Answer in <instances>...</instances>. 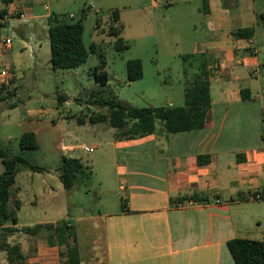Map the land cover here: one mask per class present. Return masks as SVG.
<instances>
[{
	"label": "crops",
	"instance_id": "obj_1",
	"mask_svg": "<svg viewBox=\"0 0 264 264\" xmlns=\"http://www.w3.org/2000/svg\"><path fill=\"white\" fill-rule=\"evenodd\" d=\"M94 2L0 0V85L17 89L25 73L39 66L41 49L50 45V19L62 18L65 6H83L77 20L84 11L87 17ZM152 9L156 12L151 18L156 48L160 38L167 39L174 15L200 16L193 28L204 34L206 41L195 42L191 53L179 51L178 55L184 56V61H188V56H200L201 62L207 63L211 124L204 129L171 134L157 124L154 133L140 137L119 136L111 127L91 130L98 141L90 153L95 150L99 153L97 159H102L110 152L118 186L114 192H101L103 196H115L109 210L99 216L77 217L81 264H235L229 241H264V200H250L251 195L264 193V100L256 98L264 71V46L258 39L264 36L263 32L260 34L264 0H209L207 10L203 9L202 0H167ZM16 14H24L25 19L15 17ZM71 16L75 22L76 15L72 13L68 18ZM239 29H254V37L234 38L233 32ZM7 39L12 40L10 47L4 45ZM28 48L34 53L33 60L26 54ZM45 60L50 62L51 53ZM162 60L155 62L159 65ZM3 70L12 75L9 84L4 83ZM243 90L250 99L243 98ZM184 102L185 94L180 106ZM1 106L0 117L9 110ZM167 106L176 107L171 100ZM57 112L61 115L58 123L54 117L47 119L52 125L72 120L61 109ZM35 114L29 111L25 119L31 122L36 119ZM103 133L106 140L98 137ZM61 140L59 165L53 170L56 175L59 176L62 157L78 159L86 169L91 167L92 163L80 155V151H86L85 146L66 145ZM200 157L209 161L201 165ZM119 174H123L120 179ZM16 186L23 190L18 181ZM47 189L51 187L46 186ZM183 198L200 201L193 200L197 204L192 207L178 208ZM256 204L262 209H254ZM49 250L53 259L59 256L57 247L49 246Z\"/></svg>",
	"mask_w": 264,
	"mask_h": 264
},
{
	"label": "rangeland",
	"instance_id": "obj_2",
	"mask_svg": "<svg viewBox=\"0 0 264 264\" xmlns=\"http://www.w3.org/2000/svg\"><path fill=\"white\" fill-rule=\"evenodd\" d=\"M153 1L95 0L94 7L84 20V42L87 46L95 43L98 52L92 54L86 64L75 70L53 71L50 62L45 60L47 54L51 53L50 45L46 44L41 49L37 43V48L41 49L43 55L42 61L38 62L39 66L25 73L26 77L19 81L17 89H13L11 85H4L7 92L15 91L16 94L0 106L8 109L10 104L15 103L17 107L8 110L0 117V144L13 154H22L20 137L25 132H34L40 149L25 151L22 155L29 162L48 170L44 173H34L24 166L18 168V185L23 187L21 190L16 186L18 189L15 194L23 204L18 211L19 230L44 223L70 221L67 217L74 226H78L77 217L99 216L103 211L109 210L110 204H113L115 198L113 194L102 195L105 191H116L118 186L115 181L116 169L110 161L111 154L108 151L104 158L97 159L98 152L94 150L90 153L98 141L91 130L110 126L108 123H100L97 126L90 123L83 126L77 124L78 118L88 120L90 116L107 113L106 109L93 103L94 97H98L97 92L103 88L94 76L95 67L101 65L98 53L104 54L106 58L104 70L109 74L110 79L108 87L103 89H111L120 101L136 108L166 107L169 100L176 107L183 104L188 82L201 71L203 57L188 56V61H184L182 59L184 56L180 57L178 52L191 53L195 42L206 41L204 34L195 32L193 28V23L200 21V16L192 13L174 15L167 39L160 38L156 48L154 22L151 19L156 15L152 9ZM159 1L162 4L167 0ZM82 8L83 6L80 8L65 6L60 15L68 18L73 13L76 15V21ZM115 10L120 12V23L123 25L120 36L130 45L127 50L121 52L114 48L117 38L108 33L110 15ZM97 17L100 18L98 31L95 29ZM29 22L33 23L31 20ZM260 24L261 34L264 33V18H260ZM258 39L263 47L264 36L260 35ZM30 47L33 49L34 46ZM31 48L27 49L26 54L33 60L34 53ZM261 53L264 54V50ZM159 58L164 60L157 65L155 61ZM134 59H142L144 77L130 82L127 76V62ZM168 66L171 70L167 69ZM260 79L262 80L260 95L264 100V71ZM255 84L259 83L255 82ZM101 96L107 97L108 93H103ZM57 109H61L63 115L72 120L69 123L52 125L47 119L54 117L58 123V116L61 115L58 114ZM29 111L36 113V119L31 122L25 119ZM42 111L46 114H39ZM68 132L73 134L70 135ZM98 137L102 140L107 139L104 133L99 134ZM61 139L66 145L77 144L80 147H87L90 151H80V155L85 162L89 160L88 163L93 164L85 170V174L80 177L72 191L64 188L59 176L53 171L59 165L57 156ZM3 171L0 161V173ZM122 175L119 174V179ZM46 186H50L51 189L46 190ZM253 207L262 209V205L258 204ZM6 228L7 225H0V264H59L60 256L53 259L54 255L50 254L46 233L30 236L21 231H6ZM13 246L20 248L19 254L24 256V259L16 258L17 256L14 255V262L11 263L7 247Z\"/></svg>",
	"mask_w": 264,
	"mask_h": 264
},
{
	"label": "trees",
	"instance_id": "obj_3",
	"mask_svg": "<svg viewBox=\"0 0 264 264\" xmlns=\"http://www.w3.org/2000/svg\"><path fill=\"white\" fill-rule=\"evenodd\" d=\"M203 1V9L207 10L208 1ZM264 18V12L260 15ZM86 12H82L80 18L73 22L70 18L54 17L50 19L48 37L51 46V68L57 70H75L86 64L92 54H96L97 46L91 43L87 46L84 42V20ZM108 33L117 38L114 48L121 52L127 50L130 45L121 38L123 25L120 23V12L115 10L110 15ZM100 18L96 20V30L100 29ZM254 29H239L233 32L236 39H251L254 37ZM101 65L94 69V76L103 88L108 87L109 74L106 68V58L104 54L98 53ZM127 76L130 82L140 80L144 77L143 62L134 59L127 62ZM102 88V89H103ZM97 92L93 103L100 108L106 109V114H96L90 116L88 120L78 118L77 123L92 125L108 123L117 130L119 136H143L154 133L157 124H161L167 134L195 131L204 129L211 124L212 119V99L210 92V73L207 70V63L203 62L201 71L189 80L185 91V102L179 107H145L136 108L118 99L111 89H103ZM108 93V96H101ZM242 91L245 100L250 99ZM16 92H7L4 85H0V105L9 101ZM60 101H62L59 98ZM17 105L12 103L8 109H14ZM22 154L25 151H37L40 149L37 135L34 132H25L19 140ZM22 154H13L9 149L0 144V161L4 171L0 173V225H7L6 231L18 232L30 236L46 233L50 247H57L59 250L60 264H81L79 241L76 227L70 221H59L56 223H44L33 228L23 227L20 230L18 211L22 208V201L15 196L17 189V176L19 166H24L34 173H44L48 170L40 165L33 164L25 159ZM209 160L207 157H200L198 162L203 165ZM85 166L78 159L62 157L61 165L58 168L59 178L67 191H71L76 186L80 177L85 174ZM196 202L200 200L191 198ZM188 200L180 199V202ZM13 201V202H12ZM12 202V206H11ZM123 202V210L125 209ZM127 211V210H125ZM229 251L235 264H264V241L236 238L228 242ZM9 260L14 262L16 258L24 259L20 255L18 246L7 247Z\"/></svg>",
	"mask_w": 264,
	"mask_h": 264
},
{
	"label": "built area",
	"instance_id": "obj_4",
	"mask_svg": "<svg viewBox=\"0 0 264 264\" xmlns=\"http://www.w3.org/2000/svg\"><path fill=\"white\" fill-rule=\"evenodd\" d=\"M153 6L155 7V6H157V5H159L160 4V1L159 0H154L153 2ZM15 17H17V18H19V19H21V20H23V19H25V15L24 14H16V16ZM71 18H73V16H71ZM4 22V21H3ZM1 23V22H0ZM11 44H12V40L11 39H7V40H5V43H4V45L6 46V47H10L11 46ZM1 76L3 77V78H5V84H9L8 82V79H10V78H12V75L10 74V72L8 71V70H3L2 72H1ZM252 77H256V74H252ZM8 81V82H7ZM256 98H261V95L260 94H258L257 96H256ZM85 150L88 152V151H90L87 147L85 148ZM92 151V150H91ZM250 200H253V201H261V200H264V193H257V194H253V195H251L250 196ZM197 203L195 202V201H193V200H186V201H184V202H179L178 204H177V207L178 208H186V207H192V206H194V205H196Z\"/></svg>",
	"mask_w": 264,
	"mask_h": 264
}]
</instances>
